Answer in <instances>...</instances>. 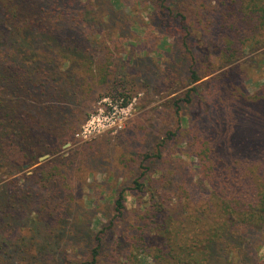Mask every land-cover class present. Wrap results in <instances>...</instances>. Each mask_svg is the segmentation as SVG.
Returning a JSON list of instances; mask_svg holds the SVG:
<instances>
[{
  "label": "rangeland",
  "instance_id": "obj_1",
  "mask_svg": "<svg viewBox=\"0 0 264 264\" xmlns=\"http://www.w3.org/2000/svg\"><path fill=\"white\" fill-rule=\"evenodd\" d=\"M149 1L76 0V20L60 17L54 33L36 25L33 33L0 27L1 47L12 45L19 60L24 53L52 65L49 80L36 81L37 73L28 79L30 128L17 135L15 158L0 160V264H91L95 248L96 264H120L113 251L131 235L125 219L136 221L148 200L134 190L135 180L149 183L180 212L208 192L199 142L234 157L245 135L250 143L264 138V42H258L264 32L235 36L228 59L224 38L216 31L210 38L203 24L218 0H167L181 15L172 20L175 27L162 26ZM180 23L187 30L179 35ZM63 43L70 62L53 66L48 58L60 57L56 47ZM192 71L201 79L195 84ZM110 102L128 107L121 128L83 138L87 121L107 113ZM246 114L256 116L247 125L237 121ZM199 117L210 125V138L200 133ZM21 158L24 165L16 168ZM121 191L123 219L114 205ZM256 238L241 243L242 255L232 264H264V234ZM138 253L132 259L143 260Z\"/></svg>",
  "mask_w": 264,
  "mask_h": 264
},
{
  "label": "trees",
  "instance_id": "obj_2",
  "mask_svg": "<svg viewBox=\"0 0 264 264\" xmlns=\"http://www.w3.org/2000/svg\"><path fill=\"white\" fill-rule=\"evenodd\" d=\"M218 1L221 5L213 12L211 20L209 18V23L203 24L208 29L210 38H215V31L220 33V38H224L222 42L226 56L231 59L234 53L228 52L234 44L235 36L249 33L255 38V31L263 34L264 0H231L226 6L227 0ZM149 2L153 6L155 18L160 20L162 26L169 22L173 24L172 27L176 26L172 20L176 21V17L181 15L173 14L169 1ZM77 4L76 0H0V27L33 33L36 26H40L41 33L46 30L50 33L58 32L60 17L67 15L76 20L74 8ZM198 12V19L204 18V12ZM78 18L80 22L77 23L81 24L80 12ZM48 22H51L49 29L46 28ZM34 25L36 26L33 28ZM180 25L176 29L179 35L187 30L186 26L181 23ZM17 42L14 41V45ZM258 42L263 43L264 40ZM66 44H58L56 47L61 55L59 59L54 56L48 58L51 64L54 63L53 66L58 67L59 61L64 64L70 62L71 58L65 52L70 48ZM11 46L6 48L0 44V160L3 157L9 160L15 158L13 154L17 152V135L26 134L30 128L27 129L26 126L30 121L33 100L27 92L28 79L34 80L37 73L39 77H36V81L49 80L46 75L49 72L48 67H52L43 61L29 59L24 53H20L24 59L19 60L16 57L17 52L12 51ZM83 60L80 57L78 62ZM191 74L193 84L201 80L195 71ZM19 90L24 93L19 95ZM191 90L196 91V88ZM190 92L186 94L187 101H190ZM259 108L263 110L262 106ZM255 116L246 114L241 120H237V117L235 120L247 125ZM202 119L198 118L200 133L210 138V125ZM244 126L241 128L245 132ZM245 136L241 141L242 146L233 150L235 158L229 155L221 157L215 148L199 142L201 144L197 156L204 176L201 178L208 192L202 193L204 195L199 193L194 204L186 201L180 212L171 209L149 183L145 184L141 179L135 180L134 190L144 194L148 200L140 205L137 211L139 218L136 221L125 219V232L129 231L131 235L117 243L113 251L114 260L120 264H221L222 260L226 264H232L240 258L241 243L253 244L251 239H257L256 237L264 234V138L262 141L250 143V138ZM19 160L21 161L14 165L16 168L24 165L25 159ZM114 205L118 216L125 218L123 191L118 194ZM96 240L100 246L102 238L98 237ZM134 252H139L138 255L144 259H132ZM98 258L99 251L95 248L91 251V264H96Z\"/></svg>",
  "mask_w": 264,
  "mask_h": 264
},
{
  "label": "built area",
  "instance_id": "obj_3",
  "mask_svg": "<svg viewBox=\"0 0 264 264\" xmlns=\"http://www.w3.org/2000/svg\"><path fill=\"white\" fill-rule=\"evenodd\" d=\"M108 112H99L98 115L92 116L90 120L84 125L81 132V136L85 139H89L92 136H95L97 133H100L103 130L108 128L118 126L121 128V123L123 121V116L126 115L128 107L125 105H115L111 102L107 104Z\"/></svg>",
  "mask_w": 264,
  "mask_h": 264
},
{
  "label": "water",
  "instance_id": "obj_4",
  "mask_svg": "<svg viewBox=\"0 0 264 264\" xmlns=\"http://www.w3.org/2000/svg\"><path fill=\"white\" fill-rule=\"evenodd\" d=\"M47 157L45 156V157H43L42 159L44 160V159H46Z\"/></svg>",
  "mask_w": 264,
  "mask_h": 264
}]
</instances>
